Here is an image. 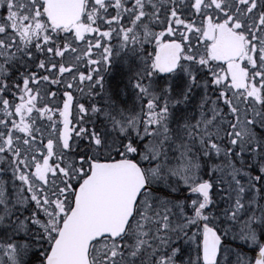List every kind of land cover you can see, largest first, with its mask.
<instances>
[{
    "label": "snow or ice",
    "instance_id": "6c2138e0",
    "mask_svg": "<svg viewBox=\"0 0 264 264\" xmlns=\"http://www.w3.org/2000/svg\"><path fill=\"white\" fill-rule=\"evenodd\" d=\"M0 264H264V0H0Z\"/></svg>",
    "mask_w": 264,
    "mask_h": 264
}]
</instances>
